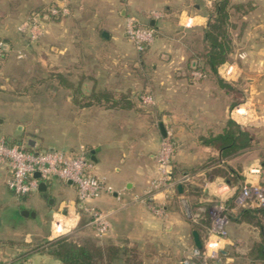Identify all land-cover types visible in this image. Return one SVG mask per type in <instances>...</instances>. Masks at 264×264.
Instances as JSON below:
<instances>
[{
  "label": "crops",
  "instance_id": "0c3cea01",
  "mask_svg": "<svg viewBox=\"0 0 264 264\" xmlns=\"http://www.w3.org/2000/svg\"><path fill=\"white\" fill-rule=\"evenodd\" d=\"M46 1L49 0H44ZM107 1H112L107 12L116 13L125 22L128 16L133 15L144 25L154 27L159 36L143 50L137 49V53L133 54L119 48L102 45L100 48L94 47L92 43L105 42L111 34L109 32L103 35L101 31L105 28L95 20H89L91 28L90 25L86 26L85 34L90 38L88 45L91 44V49H84L99 62L97 65L94 62L90 64L92 75L85 74L87 79L84 85L90 84V79L94 80V76L98 78L103 72L104 84L109 80L115 86L149 88L154 97V103L147 111L135 110L131 104L78 105L79 110L87 109V112L94 113L98 111L102 115V123H98V120L94 124L106 134L102 138H95L90 144L80 142L69 150L71 153L80 145L85 146L91 159L92 155L94 157L93 163H96L95 166L93 164V173H98L96 176L103 179L105 184L108 180L113 185L110 191L102 189L99 196L91 202L105 214L109 224L108 230L100 239H109L120 246H137L141 251L140 264H182L181 260L196 246L193 231L197 232L201 245L209 234L211 220L204 205L212 204L215 199H222L230 211L226 225L227 236L219 242V255L216 259L208 258L203 263H198L248 264L256 259L252 249L264 233V213H259L256 217H245L240 210L253 206L237 204L234 196L243 184L264 181V139L261 137L264 134V0L227 2L232 48L226 60L217 66V74L224 84L219 83L210 73L198 79L190 77V73L182 76L181 65L182 60H186L190 71V66L204 50V28L210 17H215L213 4L219 0ZM54 2L71 7V14L65 17H83L87 22L86 17L101 16L94 6L84 7L81 0ZM180 30L183 32L185 48L176 53L175 41L178 39L173 37ZM121 31L127 38L125 28ZM10 43L7 41L4 55L12 51ZM57 49L63 52L66 47ZM8 54L9 59L10 53ZM102 54L105 57H116L117 62L111 64V67L102 63ZM239 54L243 56L240 57ZM130 58L138 60L128 63L126 60ZM227 65H231V72L225 76L221 70ZM14 66L15 64H9L0 70L3 79L0 81V89L4 91L0 98L27 100L29 96L16 95L9 90V70L16 69ZM62 70L59 67V72ZM3 72L7 74L3 76ZM118 79H123V82L116 81ZM61 91L59 94L64 96ZM64 97L72 101L69 95ZM130 98L134 100L132 95L123 97L114 94L109 101L130 103ZM228 119L253 134L252 146L241 152L222 155L220 148L205 142V138L232 128L228 127ZM159 123L164 125L165 133L171 132L174 138L173 161L178 171L172 179L174 187L153 190L151 180L158 175L156 155L160 139L165 135ZM22 131V137L13 139L14 142L21 141L31 148H42L38 147V135L28 134L24 128ZM36 131L38 132L34 129L33 134H37ZM29 138L33 145L27 143ZM106 157H110L116 170L120 171L119 175L110 179L102 169L103 166L97 165L99 162L104 163ZM224 165L232 168V175L237 174L234 175V182H228L224 176L210 172L214 166ZM183 168H195L191 171L189 180H181ZM9 172L7 164L0 165V177L5 182ZM187 183L198 187L199 194L188 192ZM43 193L37 188L22 195L14 193L22 200V204L18 203L17 207L21 210L24 223L28 225L31 217L35 224L31 225L32 230L27 227L21 239L0 238V248L4 255L16 258L20 264H63L49 252H30L27 244L23 246L19 243L21 241L48 239L68 232L76 228L81 219H85L81 227L84 226L94 234L87 215L76 203V188L72 183L58 177L50 179L47 182V195L44 196ZM195 202H200L201 205L192 210ZM116 203L118 205L114 206ZM152 206H159L161 212L154 211ZM38 222L44 223L46 227L41 229ZM114 263L125 264L123 256L118 257Z\"/></svg>",
  "mask_w": 264,
  "mask_h": 264
},
{
  "label": "rangeland",
  "instance_id": "374dc122",
  "mask_svg": "<svg viewBox=\"0 0 264 264\" xmlns=\"http://www.w3.org/2000/svg\"><path fill=\"white\" fill-rule=\"evenodd\" d=\"M81 2L84 4V7L94 6L96 12H100V17H86L87 20L91 22L95 20L96 23L98 22L105 28L102 31L110 32L111 34L109 38L104 40L105 42L100 44L92 43L94 47L100 48L102 45V47L119 48L127 53H137L134 44L122 34L121 30L125 28V21L116 13L111 14L107 12L112 1L81 0ZM54 3L61 4L54 2V0L46 2L44 0H0V37L11 42L10 48L12 49L11 52L8 51L6 55L0 58V70L4 69L3 66L7 67L9 64H15L14 67L16 69L11 68L9 70V90L13 91L16 95L29 96L27 100H3L0 98V135L13 142V139L16 140L22 137V129L24 128L28 134L38 135V147L46 148L52 146L65 153H69L70 148L78 146L80 142L90 144L95 138H102L106 135L94 124L98 120H100L98 123H102V115H99L98 111L94 113L93 111L87 112V109L85 111L79 110L78 105L88 103L106 106L131 104L135 110L147 111L153 104L143 103L140 100L141 94L151 93L149 88H140V86L137 88L135 86L127 87L124 85L115 86L110 84L109 80H106L107 83L104 84L102 80L103 72L99 74L98 78L94 76V80L90 79V84L84 85L87 79L85 74L92 75L90 64L94 62L97 65L99 61H97V58L93 59L92 55L87 54L88 51L84 49H91V44L88 45L90 38L86 37L85 34L87 32L86 26L89 27L90 21L85 22L86 20L83 17H65L72 12L70 6L67 5L69 8L68 14L57 18L49 16L46 20L42 21L45 31L34 40L29 39L25 33L17 29V25L22 19L30 16L32 12H42ZM156 33L159 36L157 30ZM167 36H169L168 33ZM182 36L183 32L180 30L176 37H173L176 38L175 40L178 39L175 41L177 43L176 53L178 51L181 52V49L185 48ZM77 46H81V48ZM63 47H66V49L63 52H59L57 48ZM8 53H10L12 60H10V57L9 59L7 58ZM176 56L175 58H177ZM100 57L101 62L110 67L111 64L117 62L116 57L113 56L105 57L102 54ZM137 60L138 58H130L126 61L130 63ZM175 61L176 59L173 60V63ZM181 65L183 66L182 76H187L186 73H190V71L187 69L186 60H182ZM59 67L63 69L62 72H59ZM6 74V72L2 73L3 76ZM130 76H132V72ZM0 81H3L1 76ZM122 82L123 79L120 80V83ZM129 89L132 90V94ZM60 91L64 96L69 95L72 101L67 100L63 95L59 94ZM2 92L4 91L0 89V94ZM114 94L123 97L132 95L134 100L130 98V103H127L109 101L110 99L104 97H100V100L95 98V95L111 97ZM34 129L38 130V132L36 131L37 134H33ZM261 137L264 139V134ZM93 164L95 166L96 163L94 162ZM97 165L99 167L103 166L102 169L108 174L109 179L120 174V171L116 170L110 157H106L104 163L99 162ZM92 170H94V167ZM54 178L57 177L53 176L51 179ZM107 184H111V181L107 180ZM111 187H113L112 184ZM97 197L91 199L89 202L91 203ZM18 203L22 204L20 197L16 196L7 186L4 178L0 177V238L21 239L26 229L32 230L33 226L31 225L35 223L32 222L31 217H29V221H31L28 223L29 226L24 223L21 210H18L17 207ZM116 205L118 204L116 203L114 206ZM210 205H206L207 212ZM193 209L195 208L192 207ZM226 212L229 220L230 211L228 208ZM39 224L41 229L46 227L44 223L38 222ZM58 235L48 239L32 238L30 242L21 241L19 243H22L23 246L27 244L26 247H29L27 249L30 252H48L47 240L55 238ZM88 235H92L91 231L86 230L84 226L73 234L76 238Z\"/></svg>",
  "mask_w": 264,
  "mask_h": 264
},
{
  "label": "built area",
  "instance_id": "2783aa9c",
  "mask_svg": "<svg viewBox=\"0 0 264 264\" xmlns=\"http://www.w3.org/2000/svg\"><path fill=\"white\" fill-rule=\"evenodd\" d=\"M69 13L66 4H51L42 12H32L30 16L22 19L17 25L20 32L25 33L29 39L34 40L41 36L45 29L42 21L49 16L59 17ZM156 14L155 12H153ZM125 34L136 49L143 50L157 36L156 29L144 25L133 15L126 18ZM7 43L0 37V58L5 54ZM240 57L243 54H239ZM231 65L223 67L221 72L225 76L231 72ZM202 71L193 68L190 76L194 79L202 77ZM143 103H154L151 93L140 95ZM238 111V109H236ZM175 153V143L171 132L165 133L160 139L157 151L158 175L151 180L153 190L160 188H172L174 183L172 176H169V169L172 173V161ZM7 164L9 176L6 180L8 187L17 195L26 194L36 189L40 180L48 182L53 176L64 181H70L76 188V203L87 215V221L93 227L94 234L98 237L105 234L109 224L105 214L96 208L89 201L99 196L102 189L112 190L110 185L93 173V161L85 146L80 145L75 151L65 153L57 148H31L24 142H11L3 135H0V165ZM34 171L39 172V177L33 175ZM191 174L183 173L181 180H189ZM234 200L242 206H264V181L259 183L243 184L240 191L235 194ZM158 213L159 206H152ZM202 210V208L200 207ZM227 205L222 199H215L209 206L208 216L211 220L209 234L200 247L194 246L191 251L181 260L182 264H198L208 258L216 259L219 255V242L227 236ZM59 224V222H57ZM57 225V224H56ZM0 264H20L12 257L6 256L0 248Z\"/></svg>",
  "mask_w": 264,
  "mask_h": 264
},
{
  "label": "trees",
  "instance_id": "16d2710c",
  "mask_svg": "<svg viewBox=\"0 0 264 264\" xmlns=\"http://www.w3.org/2000/svg\"><path fill=\"white\" fill-rule=\"evenodd\" d=\"M227 2L228 0L214 2L213 10L216 12V15L215 17H210L203 33L206 45L204 46V50L198 54L196 62L190 66V71L195 68L202 71L204 75L210 73L221 84L224 83L217 74V66L226 60L232 48L229 34V26H231V23L228 20V12L226 9ZM3 40L7 43L5 38ZM100 97L110 98L108 96L106 97V95H95L97 100H100ZM227 124L228 127L230 126L232 128H228L222 133L211 135L208 138L206 137L205 142L220 148L222 155L241 152L252 146L251 139L253 134L250 131L241 127L239 124H235L231 119L227 120ZM194 169L183 168L181 172L182 174H190ZM177 171L176 165L172 161V179ZM210 172L224 176L228 182H234L237 176V174H234L236 176L231 174L233 172L232 168L227 165L214 166ZM184 188L185 186L183 185L182 190ZM186 188L190 193L199 194L198 187L196 186L187 183ZM199 205H201L200 202H195L192 204V207H198ZM204 206L206 211V205ZM240 211L245 217H256L259 213H264V206L243 208ZM205 220L208 222V218ZM83 222H85V219H81L76 225V228L47 240L48 252L56 256L64 264H115L114 261L120 256H123L125 264H140L142 261V257L140 256L141 251L135 245L120 246L109 239L102 240L93 233L82 238L73 236V234L79 231ZM252 254L256 259L248 264H264V233L260 241L254 245ZM196 261L200 262L199 260Z\"/></svg>",
  "mask_w": 264,
  "mask_h": 264
},
{
  "label": "water",
  "instance_id": "95a60500",
  "mask_svg": "<svg viewBox=\"0 0 264 264\" xmlns=\"http://www.w3.org/2000/svg\"><path fill=\"white\" fill-rule=\"evenodd\" d=\"M102 34H103V35H107V32H106V31H102ZM159 127H160L162 133L164 134V133H165L164 125H163L162 123H159ZM19 142H21V141H19ZM27 143L33 145V143H32V141H31L30 138L27 139ZM92 159H94L93 155H92ZM170 168H171V167L169 166V167H168V169H169L168 173H169V176H172V173H171V169H170ZM33 175H34L35 177H39V172H38V171H34ZM68 182H70V181H68ZM46 188H47V182L44 181V180H40L39 183H38L37 189L40 190V191H43V192H44V193H43L44 196L47 195V194H46ZM178 188L180 189V184H178ZM24 212L26 213V210H25V211L23 210V213H24ZM193 235H194L195 245H196L197 247H200V246H201V243H200V240H199V238H198L197 232H196L195 230L193 231Z\"/></svg>",
  "mask_w": 264,
  "mask_h": 264
}]
</instances>
